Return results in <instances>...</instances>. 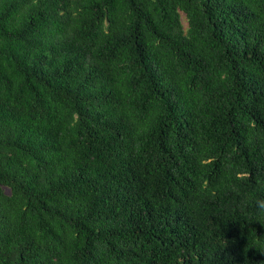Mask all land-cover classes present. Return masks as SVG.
Segmentation results:
<instances>
[{
  "label": "trees",
  "instance_id": "trees-1",
  "mask_svg": "<svg viewBox=\"0 0 264 264\" xmlns=\"http://www.w3.org/2000/svg\"><path fill=\"white\" fill-rule=\"evenodd\" d=\"M264 0H0V264H264Z\"/></svg>",
  "mask_w": 264,
  "mask_h": 264
},
{
  "label": "clouds",
  "instance_id": "clouds-1",
  "mask_svg": "<svg viewBox=\"0 0 264 264\" xmlns=\"http://www.w3.org/2000/svg\"><path fill=\"white\" fill-rule=\"evenodd\" d=\"M262 203H264V202H262Z\"/></svg>",
  "mask_w": 264,
  "mask_h": 264
}]
</instances>
